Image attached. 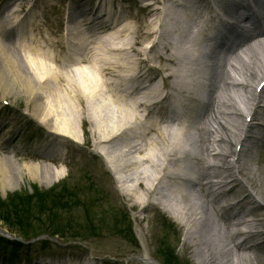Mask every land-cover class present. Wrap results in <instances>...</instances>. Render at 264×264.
Here are the masks:
<instances>
[{
    "label": "bare ground",
    "instance_id": "bare-ground-1",
    "mask_svg": "<svg viewBox=\"0 0 264 264\" xmlns=\"http://www.w3.org/2000/svg\"><path fill=\"white\" fill-rule=\"evenodd\" d=\"M28 1L14 4L21 2L23 12ZM46 1L51 0H33L25 18L36 34L32 45L28 40L15 45L14 25L0 26V96L24 98L28 122L46 136L36 152L40 163L15 169L0 156L1 188L16 190L23 176L51 184L62 177V165L82 164L76 155L91 161L100 156L139 212L154 205L150 198L160 189H170L166 202L174 207L172 218L183 229L194 264H235L227 260L232 249L248 251L254 260L257 237L264 236V35L242 40L231 29L246 17L242 10L249 0H172L164 25L155 5L166 0H62L54 7L57 31L47 26L48 37L38 23L47 18ZM131 2L144 13H134ZM12 3L8 0L6 9ZM215 5L225 17L212 16L187 51L190 29L205 24L202 13L214 14ZM64 15L70 25L77 19L80 26L65 27ZM213 41L230 52L215 84L216 51L203 45ZM76 46L85 51L80 64L64 55ZM168 83L171 93L165 92ZM199 92H209V99L193 127L189 119ZM4 117L12 120L0 114L1 132L7 127ZM195 168L202 177L182 188L185 172ZM230 218L237 220V230ZM139 261L155 264L146 243ZM39 264L82 263L61 254Z\"/></svg>",
    "mask_w": 264,
    "mask_h": 264
},
{
    "label": "rangeland",
    "instance_id": "rangeland-1",
    "mask_svg": "<svg viewBox=\"0 0 264 264\" xmlns=\"http://www.w3.org/2000/svg\"><path fill=\"white\" fill-rule=\"evenodd\" d=\"M60 1H46L49 8L45 9L48 12L45 20L54 31L58 26L54 6ZM130 5L135 8V13H144L134 3ZM66 17L64 15V20ZM44 35L47 37L48 32ZM148 68L146 66L145 70ZM25 104L21 96L18 99L0 96V105L7 106L5 114H11L12 118L3 119L7 127L0 131V144L8 149L3 151L0 147V156L8 158L15 169L29 161L40 163L41 158L36 152L46 144L39 127L28 122ZM256 136L260 138V135ZM79 138L82 143V132ZM75 159L82 164L67 168L63 165L62 177L51 184L23 176L21 186L14 191L6 192L0 186V232L7 231L12 235L7 238L5 232L0 233V264H39L44 257L61 254L90 264H141L137 258L143 254L144 243L151 258L159 264H194L189 247L183 245V229L171 215L156 205H143L146 209L139 212L140 207L134 206L119 187L100 156H95L93 161L77 155ZM260 160L264 164L261 153ZM49 165L57 169L55 163ZM260 214L264 217V209ZM140 217L145 220L141 221ZM4 218L8 219L6 223L2 221ZM11 223L15 225L10 227ZM18 223L31 226V231L24 230L29 234L27 237L21 231L23 229L18 228L22 224ZM257 238L260 248L254 249V260L252 253L236 249L227 254V260L232 259L235 264H264V236ZM236 239L241 241L242 238L236 235ZM6 244L10 246L6 248ZM224 252L220 256L226 255ZM244 258L245 262H242Z\"/></svg>",
    "mask_w": 264,
    "mask_h": 264
},
{
    "label": "trees",
    "instance_id": "trees-1",
    "mask_svg": "<svg viewBox=\"0 0 264 264\" xmlns=\"http://www.w3.org/2000/svg\"><path fill=\"white\" fill-rule=\"evenodd\" d=\"M5 219V218H4ZM6 221L8 220L7 218L5 219ZM18 224H22V223H18ZM19 229H23V230H21L22 232H23V234L25 235V236H28L29 234L26 232V231H24L25 230V228L26 229H28L29 231H31L32 230V228H31V226L29 225V224H26V223H23L21 226H19L18 227ZM53 235H57V234H53Z\"/></svg>",
    "mask_w": 264,
    "mask_h": 264
}]
</instances>
